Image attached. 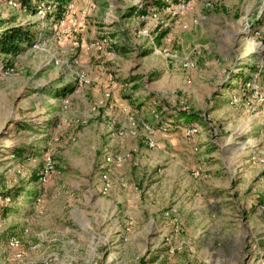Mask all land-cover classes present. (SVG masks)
<instances>
[{"label": "rangeland", "instance_id": "374dc122", "mask_svg": "<svg viewBox=\"0 0 264 264\" xmlns=\"http://www.w3.org/2000/svg\"><path fill=\"white\" fill-rule=\"evenodd\" d=\"M134 1L53 24L0 0L34 38L0 54V264L13 235L23 264H264V0H192L156 36Z\"/></svg>", "mask_w": 264, "mask_h": 264}, {"label": "built area", "instance_id": "2783aa9c", "mask_svg": "<svg viewBox=\"0 0 264 264\" xmlns=\"http://www.w3.org/2000/svg\"><path fill=\"white\" fill-rule=\"evenodd\" d=\"M134 1V0H133ZM138 2L139 0H135ZM134 1V4H135ZM219 0H206L204 2L205 8H211L215 3H217ZM10 5L17 6V3L10 0ZM74 3L70 2L67 5V11L68 13H72L74 11ZM193 8L192 0H162L161 8H154L148 15L156 25L157 31H155V36L158 35L160 32H163L165 28L168 26V22L171 20L174 24L179 23L182 21L189 12H191ZM37 14L45 16V10L43 8H39ZM62 21V19L60 20ZM63 24V21L62 23ZM71 30H63L64 34L69 33ZM152 34H148L150 36L151 40H153ZM115 40H110L111 48L116 44L114 42ZM104 42H107L105 40ZM258 85L256 83V80H252L248 82L243 88L244 89H254L255 94L259 95L258 91ZM109 95V94H108ZM234 102H238L237 97H234ZM159 126L158 128L149 126L148 124H143V127L146 131L145 141L150 147H154V140L153 138L159 135L162 132H170L175 130L176 128H180L179 126H175L173 122L171 121H161L159 119ZM45 171L47 172L49 169H51V160L47 159L45 161ZM46 180V177L43 179V181ZM25 232H28L25 230ZM21 240L18 236L13 235L8 237L7 239V249H9L12 252V258L14 261H17V264H23V253L21 251Z\"/></svg>", "mask_w": 264, "mask_h": 264}, {"label": "trees", "instance_id": "16d2710c", "mask_svg": "<svg viewBox=\"0 0 264 264\" xmlns=\"http://www.w3.org/2000/svg\"><path fill=\"white\" fill-rule=\"evenodd\" d=\"M20 6L22 10H25L28 14L33 16L37 15L38 9L43 8L45 10V20L57 24L67 13V5L72 2V0H12ZM177 1V0H173ZM154 4L160 6L162 0H154ZM134 10V15L144 16L147 14L146 8H137ZM165 36V32L162 33L158 40ZM32 41V42H31ZM34 42V38L25 31L23 27H11L7 28L0 34V54L7 55L9 57L15 56L22 52L25 44H31ZM115 47V46H114ZM116 48V47H115ZM73 87L68 86L62 92L56 94L57 98L65 99L69 94L73 92ZM176 118V117H174ZM183 118V117H182ZM7 196H12L13 194L8 193ZM4 203H0V210H3L4 215L9 213V209Z\"/></svg>", "mask_w": 264, "mask_h": 264}, {"label": "crops", "instance_id": "0c3cea01", "mask_svg": "<svg viewBox=\"0 0 264 264\" xmlns=\"http://www.w3.org/2000/svg\"><path fill=\"white\" fill-rule=\"evenodd\" d=\"M180 130H182V129H180ZM179 131V130H178ZM119 209V208H118ZM118 212H120V210L118 211ZM128 214H127V212H124V211H122L121 212V214L119 215V216H117V219H119L117 222L120 224V225H127L128 224V222L130 221L129 219V217L127 216ZM133 220H135L136 222H138V219H134V218H132ZM140 223V222H139ZM123 233V232H122ZM111 257H115V256H112L111 255ZM110 258V257H109ZM109 258H108V260H109ZM108 260H105V262H102V264H112L110 261H108ZM113 264H118V263H113Z\"/></svg>", "mask_w": 264, "mask_h": 264}]
</instances>
